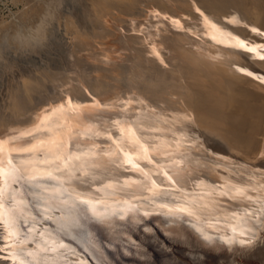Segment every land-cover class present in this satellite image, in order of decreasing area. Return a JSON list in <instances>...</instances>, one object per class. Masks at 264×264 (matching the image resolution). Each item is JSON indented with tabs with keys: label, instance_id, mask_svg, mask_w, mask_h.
I'll return each instance as SVG.
<instances>
[{
	"label": "bare ground",
	"instance_id": "6f19581e",
	"mask_svg": "<svg viewBox=\"0 0 264 264\" xmlns=\"http://www.w3.org/2000/svg\"><path fill=\"white\" fill-rule=\"evenodd\" d=\"M57 26L55 53L9 74L0 91V248L10 264H104L53 239L80 252L99 240L113 254L98 222L127 207L149 213L167 240L181 222L198 236L229 229L243 239L264 212V0H83ZM129 77L146 103L98 111L108 86ZM43 215L50 242L23 227ZM16 233L32 242L10 244ZM157 252L156 263L124 251L114 263L174 264Z\"/></svg>",
	"mask_w": 264,
	"mask_h": 264
},
{
	"label": "water",
	"instance_id": "95a60500",
	"mask_svg": "<svg viewBox=\"0 0 264 264\" xmlns=\"http://www.w3.org/2000/svg\"><path fill=\"white\" fill-rule=\"evenodd\" d=\"M69 14L60 15V20ZM160 52L163 55L166 70L175 71L177 61L173 58L174 54L172 53L170 42H162ZM104 74H107V71ZM104 144L99 143V146L103 147ZM13 183L15 184H13V187L15 188L17 185L16 181H13ZM8 188L10 189V185ZM127 208L129 210L125 214H122L121 211L119 213H114L115 211H113V213L104 215L98 222L99 226L107 231L109 238L114 240L112 242L115 245L113 254L107 252L99 244V240L96 243L94 242L96 245H94L93 249H83L80 252L73 247L66 246L67 243L66 245L61 243L58 238L53 239L50 236L48 237L45 229L52 216L46 217V215H43L36 220L27 221V223H23V227L28 228L29 231L34 232L39 237L43 234L49 242L51 239L55 240L54 246H57L58 251L68 250L80 254L81 257L99 253V257L101 256L106 259L104 260V264H115L116 258L121 260L123 256L120 253L122 251L126 252L125 254L128 253L126 261H140L145 258L144 255L146 254L144 253H147L150 256L148 259L152 260V263H156L157 258L160 256L157 251L161 248L162 251H168L171 254L174 264H264V212L257 214V219H254L253 216L249 218V225L243 233V239L236 237L234 232L229 229H226L228 233L225 236L219 235L217 239L214 236H198L199 234L197 235L196 230L181 222V225L173 230L175 236L173 235L170 237L171 240H167L165 236H159V225L155 224L157 228L150 223L151 221H148L149 213L143 210L138 212V210H134L131 207ZM41 214H48V212ZM50 214H53V211ZM141 217H146L147 220H141ZM150 229L154 233L155 241L159 242V244H153L152 248L147 243L148 231ZM135 233L140 234L141 237H138ZM16 235L23 237L18 233ZM23 238L25 239V237ZM25 240L27 241V239ZM89 257L92 259L91 256ZM91 259L88 258L89 262H91Z\"/></svg>",
	"mask_w": 264,
	"mask_h": 264
},
{
	"label": "rangeland",
	"instance_id": "374dc122",
	"mask_svg": "<svg viewBox=\"0 0 264 264\" xmlns=\"http://www.w3.org/2000/svg\"><path fill=\"white\" fill-rule=\"evenodd\" d=\"M82 1L83 0H0V91L5 86L9 74H18L21 66H28L32 62L38 64L43 61L44 57L55 53V45L58 44L60 40L64 39L61 26H57L60 20L59 16L62 14H71L72 12L75 13V11L80 8ZM39 31L43 32V34ZM263 49L264 48H262V50ZM107 51V48L104 49V52L108 53ZM103 54L105 55V53ZM226 54L225 50V54L222 55V58L226 59ZM142 61H144V59H142ZM148 61L149 60H147V62ZM139 64L142 66L141 61ZM138 87V82L134 77H129V79H126L121 85L108 86L104 97L97 101L98 103L96 102V104H98L97 110L106 111L105 108L111 101H114L116 104L112 110L120 109L123 113H127L126 111L130 106L134 107L137 104L143 106L150 93ZM188 91L190 90L187 89V92ZM193 91L194 90H191V92ZM121 101L124 103L126 102L124 106ZM193 101L194 99L191 100V102ZM1 186L2 185H0V196L3 195L1 192L3 188ZM8 187L9 186H5L4 189ZM8 190L10 189L8 188ZM7 204L13 205V201H8ZM1 223L2 222H0V224ZM24 229L27 231L29 230L28 228ZM22 240H24V238L18 235L9 238L10 244L13 245L19 242L23 243ZM31 242L32 241L27 240L24 243L30 244ZM49 249V251L45 252L46 254L53 253L54 250H52L51 247ZM7 254V249L0 248V264H10V257L7 256ZM36 259L39 260L36 264L61 263L59 261L45 263L42 262L40 257ZM72 261L75 262V260ZM31 264L33 263L31 262Z\"/></svg>",
	"mask_w": 264,
	"mask_h": 264
}]
</instances>
